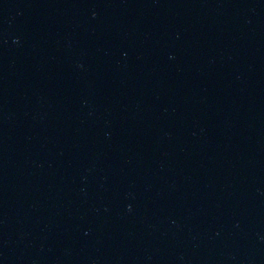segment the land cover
I'll return each instance as SVG.
<instances>
[{"label":"water","instance_id":"95a60500","mask_svg":"<svg viewBox=\"0 0 264 264\" xmlns=\"http://www.w3.org/2000/svg\"><path fill=\"white\" fill-rule=\"evenodd\" d=\"M0 264H264V0H0Z\"/></svg>","mask_w":264,"mask_h":264}]
</instances>
